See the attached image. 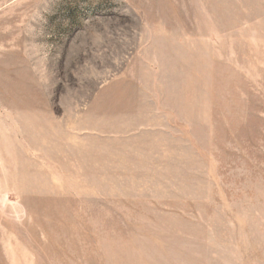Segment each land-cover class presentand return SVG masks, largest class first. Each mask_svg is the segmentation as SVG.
<instances>
[{"label":"rangeland","instance_id":"1","mask_svg":"<svg viewBox=\"0 0 264 264\" xmlns=\"http://www.w3.org/2000/svg\"><path fill=\"white\" fill-rule=\"evenodd\" d=\"M0 264H264V0H0Z\"/></svg>","mask_w":264,"mask_h":264}]
</instances>
